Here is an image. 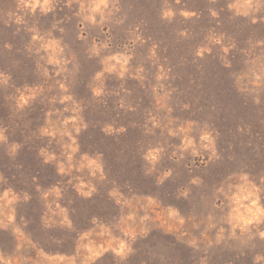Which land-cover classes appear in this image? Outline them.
I'll use <instances>...</instances> for the list:
<instances>
[{"label": "clouds", "instance_id": "1", "mask_svg": "<svg viewBox=\"0 0 264 264\" xmlns=\"http://www.w3.org/2000/svg\"><path fill=\"white\" fill-rule=\"evenodd\" d=\"M152 7L176 63L139 0H0V264H264V137L217 102L264 130V0Z\"/></svg>", "mask_w": 264, "mask_h": 264}, {"label": "rangeland", "instance_id": "2", "mask_svg": "<svg viewBox=\"0 0 264 264\" xmlns=\"http://www.w3.org/2000/svg\"><path fill=\"white\" fill-rule=\"evenodd\" d=\"M139 2L145 5V8L141 11V15L146 16V18L149 20L151 33L157 37H164L165 43L170 48L171 60L173 63H176L179 56L187 54L188 51L187 46L178 44L171 35V29L165 28L157 20L155 15L156 9L153 8L152 5L153 3H157L158 0H139ZM189 3L190 5H194V6H203L205 0H189ZM2 38H3V33L2 30H0V39ZM182 75H183V71H182ZM187 83H188L187 76L185 75L182 87L187 86ZM199 95L200 92L195 88H193L192 91L188 93L189 98H195L196 96ZM217 95H218V101H217L218 104H223L225 106L227 105L232 106L230 111L219 113L218 123L226 139L232 140L233 136L236 134L235 133L236 125L241 118L244 119L246 122L251 123L253 125L254 131H258L259 135L264 137V130H261L257 125V120L259 119V116L254 110L245 107L242 104V102L239 100V98L236 95H234L231 90H226V91L222 90V94H217ZM137 137H138V133L130 132L129 139L123 141L122 144L120 145H114L113 151L115 152L117 149L124 147L125 145H127L129 150H132L134 148V141ZM100 139H101L100 135L97 134L95 141H92L91 143L99 144ZM86 143H89V141L86 140ZM110 143L111 141L105 142V144L99 145V147L101 148V150H106L107 145ZM114 152L108 153V156L110 158V163L113 164L114 171H117L120 168V164L115 160ZM21 161L26 162V167L31 165L33 168H36V162L34 161L33 154L31 153L25 152L24 154H22ZM247 162L250 164V166L255 165L257 167H264V160H256L254 156L250 157ZM129 163H131V161ZM2 165H3V160H0V166ZM130 173H131V169L129 170V175ZM43 175L44 173H42V182H47V183L52 182L51 180L44 181ZM47 175L49 176L52 175L51 169L47 170ZM139 182L144 183L142 179H139ZM77 206L79 208L81 215H87L90 212L98 211V209L95 206L92 207L81 202H78Z\"/></svg>", "mask_w": 264, "mask_h": 264}]
</instances>
